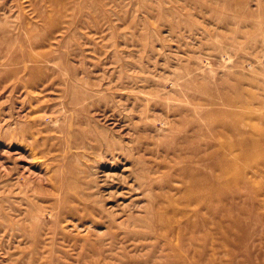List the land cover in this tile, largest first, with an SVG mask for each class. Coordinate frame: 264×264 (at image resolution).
<instances>
[{"label": "rangeland", "instance_id": "obj_1", "mask_svg": "<svg viewBox=\"0 0 264 264\" xmlns=\"http://www.w3.org/2000/svg\"><path fill=\"white\" fill-rule=\"evenodd\" d=\"M0 264H264V0H0Z\"/></svg>", "mask_w": 264, "mask_h": 264}, {"label": "bare ground", "instance_id": "obj_2", "mask_svg": "<svg viewBox=\"0 0 264 264\" xmlns=\"http://www.w3.org/2000/svg\"><path fill=\"white\" fill-rule=\"evenodd\" d=\"M36 58V57H35ZM26 66H27V64H26ZM234 100V99H233ZM222 171V170H221ZM221 179V178H220ZM223 179V178H222ZM221 181V180H220ZM222 182V181H221ZM221 190V189H220ZM222 191V190H221ZM232 214V213H231ZM188 228V227H187ZM189 229V228H188Z\"/></svg>", "mask_w": 264, "mask_h": 264}]
</instances>
